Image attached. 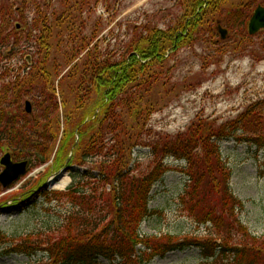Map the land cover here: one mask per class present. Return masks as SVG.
Masks as SVG:
<instances>
[{
    "label": "trees",
    "instance_id": "16d2710c",
    "mask_svg": "<svg viewBox=\"0 0 264 264\" xmlns=\"http://www.w3.org/2000/svg\"><path fill=\"white\" fill-rule=\"evenodd\" d=\"M54 1L0 0V154L9 151L15 161H28L30 171L49 163L54 154L59 169L71 153L70 164L91 167L73 173L66 192L38 189L64 208L55 232L60 239L50 234L34 244L20 242L8 254H42L33 264H150L194 249L205 264H264V236L253 235L242 222L245 204L232 190L233 171L221 151V143L231 139L264 151V100L219 127L200 118L176 136L147 130L158 97L152 80L160 76L168 54L206 36L214 38L218 24L239 36V45L232 44L239 48L252 38L248 23L264 0L230 5L229 0H178V16L170 25L136 28L132 40L106 52L95 47L58 87L60 70L89 48L98 25L89 40L78 42L73 33L70 41L61 40L68 17L52 11ZM61 2L67 12L73 9L71 0ZM65 44L71 50L62 51ZM27 54L34 59L30 69L17 65ZM27 101L30 114L24 108ZM137 125L146 130V138L133 132ZM136 149L149 150L145 170L133 157ZM171 158L185 161L186 168L173 169L166 164ZM174 170L188 179L179 197L182 212L208 229L205 237L141 233L143 223L157 214L150 209L155 186Z\"/></svg>",
    "mask_w": 264,
    "mask_h": 264
},
{
    "label": "rangeland",
    "instance_id": "374dc122",
    "mask_svg": "<svg viewBox=\"0 0 264 264\" xmlns=\"http://www.w3.org/2000/svg\"><path fill=\"white\" fill-rule=\"evenodd\" d=\"M19 1L14 0L16 4ZM82 1L84 0H71L73 9L69 12L61 0L52 3V11L56 12L57 16L68 17L65 23L66 32L61 34L63 41L66 38L70 41L69 33H73V39L78 34V42L80 39L89 40L94 35L95 25H98L96 39L79 58L60 70V77L70 73L78 62L83 63L95 47L99 46L101 52H106L109 47L111 50L116 49L122 42L127 43L134 38L136 28L155 23L165 27L178 16V0H86L85 4ZM239 1L229 0L228 4ZM29 17L31 21L33 15ZM82 23L86 27L84 30L80 29ZM217 27L218 25L215 27L214 38L206 36L204 40L168 54L166 65L159 71L160 76L152 80L153 86L158 87V97L153 98L156 104L150 110L149 116L145 115L148 120L147 130L151 127L154 134L176 136L186 133L200 118L210 119L219 127L236 119L250 104L264 100V31L237 48L232 44H237L235 37L239 36L229 32L228 38L223 41ZM69 50L71 47L66 44L62 48V51ZM56 54L62 55L63 52ZM17 65L27 68L25 60L17 62ZM151 71L154 73L158 69L152 68ZM136 113L135 110L134 117ZM138 131L143 132L145 138L148 136L143 126L137 125L133 129L134 133ZM221 151L223 159L233 171L232 190L245 204L241 213L242 222L249 227L253 235L263 237L264 151L257 152L255 148L251 149L235 139L223 141ZM2 156L3 154H0V158ZM133 157L140 160L142 170L150 163L149 150L136 149ZM169 163L182 167L181 163L172 160ZM89 167L90 164H85L82 170ZM58 170L60 169L54 157L46 167L35 169L31 175L1 193L0 264H33L43 259L42 254L32 258L8 254L7 251L15 244L25 241L34 244L50 234L55 241L60 239L61 236L55 232H58L64 208L60 202H50L37 191L48 184ZM82 170H76L74 173H81ZM72 175L73 173L66 174L70 183L64 190L49 187L45 192L63 193L72 185ZM187 182L188 179L183 174L174 170L155 186L150 208L157 214L143 223L142 235L205 237L208 229L198 228L180 207L179 197ZM150 264L205 263L201 253L193 249L171 253L165 259H155Z\"/></svg>",
    "mask_w": 264,
    "mask_h": 264
},
{
    "label": "water",
    "instance_id": "95a60500",
    "mask_svg": "<svg viewBox=\"0 0 264 264\" xmlns=\"http://www.w3.org/2000/svg\"><path fill=\"white\" fill-rule=\"evenodd\" d=\"M261 30H264V7H258L249 23V34L251 36L257 34ZM222 39H225L228 32L225 29L219 28ZM27 112L31 111L30 104L27 103ZM28 162L14 163L11 159V155H5L1 160V165L4 167L3 172L0 174V184L3 188H8L12 184L16 183L21 177L25 176L28 171ZM67 168L62 170L55 177L59 179L64 173L67 172Z\"/></svg>",
    "mask_w": 264,
    "mask_h": 264
},
{
    "label": "bare ground",
    "instance_id": "6f19581e",
    "mask_svg": "<svg viewBox=\"0 0 264 264\" xmlns=\"http://www.w3.org/2000/svg\"><path fill=\"white\" fill-rule=\"evenodd\" d=\"M70 183V179L67 177L60 178V182H53L51 184V187L56 190H63L66 188V186Z\"/></svg>",
    "mask_w": 264,
    "mask_h": 264
}]
</instances>
